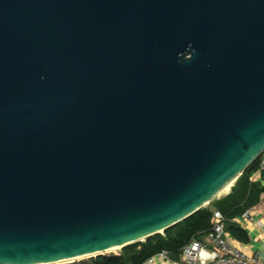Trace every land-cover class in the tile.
I'll list each match as a JSON object with an SVG mask.
<instances>
[{
	"label": "water",
	"instance_id": "1",
	"mask_svg": "<svg viewBox=\"0 0 264 264\" xmlns=\"http://www.w3.org/2000/svg\"><path fill=\"white\" fill-rule=\"evenodd\" d=\"M263 149L264 0H0V264L163 234Z\"/></svg>",
	"mask_w": 264,
	"mask_h": 264
},
{
	"label": "trees",
	"instance_id": "2",
	"mask_svg": "<svg viewBox=\"0 0 264 264\" xmlns=\"http://www.w3.org/2000/svg\"><path fill=\"white\" fill-rule=\"evenodd\" d=\"M260 156L254 159L237 179L231 192L143 242L127 245L117 253L96 254L78 262L65 264H143L162 251H168L173 259H179L182 248L192 239H201L212 226L213 212L219 211L226 218V231L241 243H248V234L234 221L246 211L258 206L264 195V172L261 180L251 178L259 169Z\"/></svg>",
	"mask_w": 264,
	"mask_h": 264
},
{
	"label": "built area",
	"instance_id": "3",
	"mask_svg": "<svg viewBox=\"0 0 264 264\" xmlns=\"http://www.w3.org/2000/svg\"><path fill=\"white\" fill-rule=\"evenodd\" d=\"M260 156L259 169L251 180H261L264 172V149ZM264 199V195L262 196ZM257 209L245 212L241 219L251 221ZM143 264H264V257L249 256L232 240L226 231V218L219 211L213 212L211 229L201 239L192 238L181 250L178 261L172 259L168 251H162Z\"/></svg>",
	"mask_w": 264,
	"mask_h": 264
},
{
	"label": "crops",
	"instance_id": "4",
	"mask_svg": "<svg viewBox=\"0 0 264 264\" xmlns=\"http://www.w3.org/2000/svg\"><path fill=\"white\" fill-rule=\"evenodd\" d=\"M241 217L242 215L234 222L248 234L250 238L249 242L241 243L231 237L232 240L243 250L245 254L249 256L258 255L264 257V199L257 206L255 212H253L251 221L245 222L241 219ZM174 260L178 261V259Z\"/></svg>",
	"mask_w": 264,
	"mask_h": 264
},
{
	"label": "bare ground",
	"instance_id": "5",
	"mask_svg": "<svg viewBox=\"0 0 264 264\" xmlns=\"http://www.w3.org/2000/svg\"><path fill=\"white\" fill-rule=\"evenodd\" d=\"M236 182V176L234 178H232L231 180H229L226 184H224L212 197V200H219L223 197H225L227 194L230 193L232 187L234 186ZM162 232V231H161ZM144 240V239H143ZM122 247L121 246H117V247H113V248H110L106 251H104L103 253L105 252H110V251H116V250H119L121 249ZM86 257V256H84ZM79 258H83V257H78V258H74V259H79ZM74 259H71V260H74ZM69 261V260H68ZM63 262H66V261H63ZM62 263V262H61Z\"/></svg>",
	"mask_w": 264,
	"mask_h": 264
},
{
	"label": "rangeland",
	"instance_id": "6",
	"mask_svg": "<svg viewBox=\"0 0 264 264\" xmlns=\"http://www.w3.org/2000/svg\"><path fill=\"white\" fill-rule=\"evenodd\" d=\"M120 250H121V249L116 250V251H113V252H110V253H117V252H119ZM103 254H104V253H103ZM89 257H91V256H86V257L79 258V259L69 260V261H66V262L58 263V264H65V263H70V262H78V261H80V260H84V259H87V258H89Z\"/></svg>",
	"mask_w": 264,
	"mask_h": 264
}]
</instances>
